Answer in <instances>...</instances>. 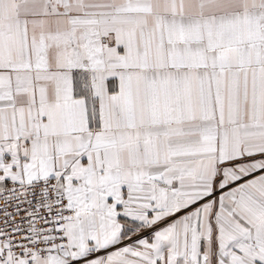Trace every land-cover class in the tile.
I'll return each instance as SVG.
<instances>
[{
  "label": "snow or ice",
  "instance_id": "obj_1",
  "mask_svg": "<svg viewBox=\"0 0 264 264\" xmlns=\"http://www.w3.org/2000/svg\"><path fill=\"white\" fill-rule=\"evenodd\" d=\"M0 264H264V0H0Z\"/></svg>",
  "mask_w": 264,
  "mask_h": 264
}]
</instances>
